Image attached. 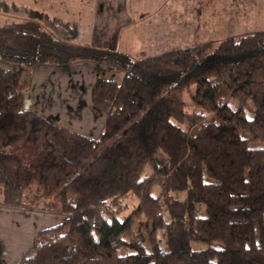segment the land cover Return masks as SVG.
Segmentation results:
<instances>
[{"label":"trees","instance_id":"obj_1","mask_svg":"<svg viewBox=\"0 0 264 264\" xmlns=\"http://www.w3.org/2000/svg\"><path fill=\"white\" fill-rule=\"evenodd\" d=\"M27 10L0 23V204L63 217L12 264H264V29L136 58ZM77 61L124 69L96 136L24 105L31 68Z\"/></svg>","mask_w":264,"mask_h":264},{"label":"rangeland","instance_id":"obj_2","mask_svg":"<svg viewBox=\"0 0 264 264\" xmlns=\"http://www.w3.org/2000/svg\"><path fill=\"white\" fill-rule=\"evenodd\" d=\"M42 1L1 0L0 23L10 18L18 19L30 15L32 11L27 10L30 6L32 9H43L41 12L50 17V19L47 18V23L58 29L59 24L53 20V16L56 13L63 14L65 16H62L63 21H67L69 27L76 26L78 29L76 40L95 45H111L131 53L136 58L188 43L208 39L219 40L230 33L264 29V0H154V4L149 7L138 5L139 0H136L137 4L135 1L129 6H125L118 0H46L49 3L44 4V8H40ZM128 16L134 18L131 24L137 25L140 29L122 28L109 31L101 26L104 19L107 23V20L125 19ZM152 25L156 27L153 29ZM69 27L66 31H70ZM104 34L106 36H102ZM77 62H74L69 70H63L59 65L38 66L39 68L31 78L30 86L24 90L26 104L29 99L36 96L40 97L41 102L45 104V98L50 97L51 101H48L52 103V106L49 109H52V112L48 110L51 114L60 113L65 120L66 116L61 111L63 106L60 104L62 101L75 102V95L80 93L78 91L80 84H84L85 89H89L96 75L101 72H103L101 76L116 80H120L124 73V69L118 66L105 64L91 68V65L88 66L81 61ZM0 65L18 66L1 61ZM28 81V76L24 74L21 84L28 83ZM50 90L51 95L41 93L42 91L48 93ZM72 123H76L74 130H78L76 128L80 125L75 121H71ZM124 199L128 203V208L124 211L127 213L136 206L138 197L128 192ZM20 208L26 211L28 228L34 225L41 226L38 228L40 229L56 223L63 217V214L60 216L58 211Z\"/></svg>","mask_w":264,"mask_h":264},{"label":"crops","instance_id":"obj_3","mask_svg":"<svg viewBox=\"0 0 264 264\" xmlns=\"http://www.w3.org/2000/svg\"><path fill=\"white\" fill-rule=\"evenodd\" d=\"M106 1V0H105ZM120 3L125 4V6H129L130 4L134 3L136 0H118ZM138 1V0H137ZM136 1V4L138 3ZM140 2L138 5L143 6V7H149L154 4V0H139ZM9 2H13V0H9ZM15 3V2H14ZM49 3L46 0H43L40 3V8H44V4ZM106 5V4H105ZM32 8V7H28ZM151 8V7H150ZM37 9V8H35ZM42 11L43 9H37ZM46 12V11H45ZM53 15V14H51ZM57 16H60L62 19L63 14H54ZM68 16V15H67ZM65 17V16H64ZM63 20V19H62ZM102 21V25L107 30L109 31H115V30H121L123 29H130V28H137L140 29V27H137V25H132L131 23L134 22V18L131 16H128L125 19H113L105 23ZM109 23V24H108ZM126 23L128 25H126ZM79 28L80 24L78 23ZM148 27V26H147ZM156 26L152 25V28L154 29ZM145 28V27H144ZM151 28V27H150ZM106 33V32H105ZM106 36V34L102 35ZM78 63V62H77ZM81 63H86L91 65V68L95 67H101V65H105L102 63H95L92 61H81ZM73 63H70L67 67H60L63 70H69L71 68ZM45 65H51V64H39L32 69L31 78L33 77L35 71L39 68L38 66H45ZM58 67V66H56ZM100 74H103L101 72ZM98 74L96 75V77ZM29 81V83H30ZM30 86V85H28ZM92 86V85H91ZM80 88H78L79 92H82V95L80 93H77L75 95V102H64L62 101L60 105L63 107L61 111H63V114H65V120L63 117L60 115V113L57 114H51L52 109H49L50 106H52V103H50L48 100L51 101V98H45V104L44 102H41L39 99L40 97L36 96L35 98L29 99V102L26 104V94L24 93V105L25 107H31L33 109H36L39 112L45 113L52 115L55 117L56 121L60 123L61 125L68 126V128H74V123L71 124V121H75L80 125L78 131H83L85 133H88L92 136L98 135L104 118H105V113L101 111H97L91 104L90 102V90L85 89L84 84L79 85ZM53 90V89H52ZM25 92V91H24ZM41 93H45L48 95H51V90L50 92L46 93L42 91ZM76 93V92H75ZM44 101V99L42 100ZM47 102V104H46ZM51 111H49V110ZM55 112V111H54ZM76 126V125H75ZM61 216V212H59ZM63 216V215H62ZM59 221V220H58ZM57 221V222H58ZM28 219L26 216V211L22 210L20 207H14V206H4L0 204V264H12L14 263L21 255V253L28 247L30 244L34 232L41 226H30L28 228Z\"/></svg>","mask_w":264,"mask_h":264}]
</instances>
